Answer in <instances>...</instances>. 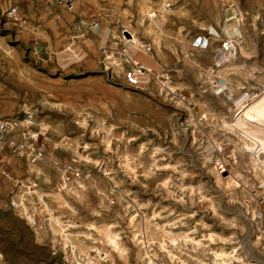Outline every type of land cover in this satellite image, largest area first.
<instances>
[{
    "label": "rangeland",
    "instance_id": "rangeland-1",
    "mask_svg": "<svg viewBox=\"0 0 264 264\" xmlns=\"http://www.w3.org/2000/svg\"><path fill=\"white\" fill-rule=\"evenodd\" d=\"M211 25L233 57L192 46ZM263 93L264 0H0V264H264V166L229 127Z\"/></svg>",
    "mask_w": 264,
    "mask_h": 264
},
{
    "label": "bare ground",
    "instance_id": "bare-ground-1",
    "mask_svg": "<svg viewBox=\"0 0 264 264\" xmlns=\"http://www.w3.org/2000/svg\"><path fill=\"white\" fill-rule=\"evenodd\" d=\"M170 7L171 4L166 3L163 11L169 13L171 10ZM149 16L152 19L158 17L157 13L155 12H149ZM131 33L132 38L131 40L127 39V41L133 45V50L141 52L146 49L145 52L147 53V46H145L143 42L140 41V39L133 32ZM143 68L151 70L145 64L143 65ZM218 87L224 88V83L222 84V86ZM237 111H239V113L235 118L234 123L232 125H229V127H231L232 130L241 134L243 139L244 153L249 152L253 156L252 159L254 161V165L261 164L264 166V160L262 159V155H264V93L260 96H255L250 99H246L245 101L243 99V102L238 106ZM229 182L231 184L230 186L233 188L239 185L234 177H231ZM51 218L55 219L60 225L62 224L60 218H57L53 215ZM29 219L32 220V217L30 215ZM105 234L108 240V244L113 249H117L118 251H120L121 255H123L125 249L120 245L118 237L119 235L117 233H114L113 230L109 228L105 230ZM67 236V234L63 233L64 238H67ZM143 242L146 243L145 240ZM173 242H176V239L173 240ZM96 251L101 252V249L98 248L96 249ZM233 252L236 253L237 249L234 248ZM215 256L218 261L221 260L224 262V264H233V261L235 259H239V257H237L235 254L228 253L224 249H222L220 252H216ZM101 259H103V256L101 257ZM151 263L153 262L150 261V264ZM78 264L84 263L79 262ZM89 264L94 263L90 261Z\"/></svg>",
    "mask_w": 264,
    "mask_h": 264
},
{
    "label": "built area",
    "instance_id": "built-area-1",
    "mask_svg": "<svg viewBox=\"0 0 264 264\" xmlns=\"http://www.w3.org/2000/svg\"><path fill=\"white\" fill-rule=\"evenodd\" d=\"M6 20L8 23L16 27H24L26 24L25 15L16 4L12 5L6 11ZM210 39H221L220 47L216 52L220 60L225 61L226 59L233 57L240 47V42L238 39L222 37L221 31L217 28L213 29V26H209L206 36L201 37V40L195 44V47L199 48L200 50L209 49L211 45ZM17 128V123L14 124L13 122L7 121L5 118H0V139H3L4 135L12 133ZM22 135V137H25L26 139L30 137L29 133L25 131L22 132Z\"/></svg>",
    "mask_w": 264,
    "mask_h": 264
},
{
    "label": "crops",
    "instance_id": "crops-1",
    "mask_svg": "<svg viewBox=\"0 0 264 264\" xmlns=\"http://www.w3.org/2000/svg\"><path fill=\"white\" fill-rule=\"evenodd\" d=\"M211 26H212V25H211ZM215 28H216V27L213 25V29H215ZM217 29H218V28H217ZM200 40H201V37L196 38V39L193 41V45H192V46H193L194 48H196V47H195V44H196L198 41H200ZM197 49L200 50L199 48H197Z\"/></svg>",
    "mask_w": 264,
    "mask_h": 264
}]
</instances>
